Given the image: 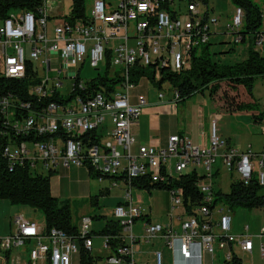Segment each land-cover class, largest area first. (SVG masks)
<instances>
[{
    "label": "built area",
    "instance_id": "1",
    "mask_svg": "<svg viewBox=\"0 0 264 264\" xmlns=\"http://www.w3.org/2000/svg\"><path fill=\"white\" fill-rule=\"evenodd\" d=\"M202 2L94 0L86 22L71 24L65 19L49 37L52 4L51 0H42L38 13L12 12L0 24V82L20 83L0 95V135L7 138L2 151L10 167L25 166L34 172L42 169L55 174L70 166H86L99 174L116 176L112 187L118 182L125 185L124 203L118 204L113 213L122 228L116 238H122L123 244L113 252L108 244L112 237H103L104 247L112 251L105 264H146L136 260V245L156 238L163 239L186 261L195 255L197 246L200 260L218 251L231 262L238 256L237 249L252 253L254 236L264 237V227L253 235L249 225L243 233H232L230 212L223 208L217 215L214 212L218 206L214 202L215 186L226 171L237 174L235 182L249 185L255 179L264 187V150L255 151L250 146L243 150L223 139L217 128L219 115L212 120L207 146L194 144L185 135L171 137L165 148L137 146L133 132L149 103L144 93L137 92L143 81L153 83L160 100H180L179 91L166 81L160 83L162 73L187 70L194 52L210 41L219 17ZM261 16L264 19V11ZM244 17V10L236 7L227 29L233 34L239 32ZM257 36L255 47L264 50V31ZM241 38L239 35L235 42ZM86 61L98 71L105 67V74L82 79L80 72ZM115 67L120 70L115 71ZM101 79L109 85L108 80L117 83L111 88H90L92 81ZM65 80L73 82L67 84ZM134 97L136 103L131 101ZM108 121L111 127L107 129ZM259 127L264 132V120ZM105 136L107 141L103 143ZM184 174L196 176L195 187L203 195V203L193 206L192 212L185 202L184 189L175 183ZM145 178L164 185L174 183L168 188L173 223L146 222L145 234L137 235L134 225L143 216V208L134 204L132 192L134 181ZM92 221L91 216H85L79 227L80 235L86 238L85 246L91 249L93 239L87 236ZM14 223L13 232L0 236V251L9 253L30 244L28 264H47L49 258L51 264H80L74 259L80 246L64 231H47L21 215L14 217ZM260 252L264 258V244ZM155 261L164 264L162 252L156 251ZM19 263L18 256L0 260V264Z\"/></svg>",
    "mask_w": 264,
    "mask_h": 264
},
{
    "label": "trees",
    "instance_id": "2",
    "mask_svg": "<svg viewBox=\"0 0 264 264\" xmlns=\"http://www.w3.org/2000/svg\"><path fill=\"white\" fill-rule=\"evenodd\" d=\"M85 1L72 0L71 12L65 17L69 23L74 24L78 20L87 21ZM203 1L207 2V0ZM232 1L235 7H241L245 12V29L235 33L241 35V41H246L247 35L251 37L247 59L235 64H221L211 57L207 46L209 41L203 45L204 47L202 46L203 48L201 47V51L200 48L194 52L190 68L182 72L165 71L162 73L163 77L160 83L166 81L171 86L170 88L173 87L172 89L179 91L181 95L179 102L189 100L197 94L208 92L214 103L222 109L218 111V115L221 116L226 112L233 114L236 111L250 112L255 123L259 124L261 120H264V112L260 111L259 106L253 100V90L256 79L259 77L264 78V55L255 49L256 38L261 32L263 22L262 10L254 0ZM41 6L42 0H0V19L3 22L15 11L38 13ZM6 82H0L2 85L0 86L2 87L0 88V95L20 84L18 81L12 80ZM109 83L111 85L105 82V79L95 80L90 83V88L98 90L102 85L111 88L116 81H109ZM241 89H243L242 95L247 96L244 100L242 99ZM0 128H2L1 124ZM6 140V136L0 135V201L6 199L13 205H27L41 210L44 214L47 231L52 228L62 230L79 244L80 264H96L101 257L94 255L92 249L85 246L86 238L80 235V225L73 220L71 200L60 199L52 193L51 177L54 173L42 174L25 166L11 168L2 151ZM89 171L94 179H100L101 177L116 178V176L99 174L92 167H89ZM176 180V185L184 189L185 202L186 204L188 202L189 210L192 212L193 206L203 203V195L195 187L197 178L194 174H184ZM172 184L174 185L173 182L169 185L152 182L149 178L134 181L136 188L148 191L153 189L168 190L169 187L173 186ZM262 188L255 182V179L249 185L234 181L229 192L215 191V202L223 201L229 205L231 210L236 208L264 209ZM86 202L98 205V196L95 195L83 201V203ZM91 217L92 219L99 218L97 215ZM121 230V226L115 219H107L104 228L96 234L100 237L111 236L112 238L108 241V244L111 246L112 251L116 252L117 245L123 244L122 238H116L121 234ZM93 237L91 231L87 238L93 239ZM231 263L242 264V260L236 256L231 262H226V264Z\"/></svg>",
    "mask_w": 264,
    "mask_h": 264
},
{
    "label": "crops",
    "instance_id": "3",
    "mask_svg": "<svg viewBox=\"0 0 264 264\" xmlns=\"http://www.w3.org/2000/svg\"><path fill=\"white\" fill-rule=\"evenodd\" d=\"M52 2L53 0H51L52 8L50 10L49 19H48V26H49L48 29L50 30L53 28L54 31L55 26L58 23L64 21L65 17L67 16L63 15L61 12H57L60 8L58 5L62 4L61 2L55 5ZM234 12H235V8H234ZM218 25L219 23L213 26L211 36L217 35L221 31L217 29ZM145 82L146 81H143V83H141V86L137 89V92H142L146 95V98L149 102L148 105L144 107L143 112L137 124L133 127V132L138 140L137 146L141 144H145V145H153L159 148H165L167 147L170 138L175 135H185L189 137V139L194 144L197 145H206V146L209 145L212 120L215 118L216 115H218V109H217L218 106L214 103V100L212 99V97L208 92L204 94H197L193 98L181 102L169 101L168 100L169 97L166 98L165 100H160L158 97V90L156 88H155L157 94L156 97L150 96L151 89L146 87V85L144 84ZM131 101L133 103H136L137 99L134 97L132 98ZM240 114H244L246 116L247 121H249L250 125L254 124L255 121L250 112L237 113V115ZM226 116H227L226 114H223L221 116L219 115L218 120L221 118L220 119L221 121L223 118H226ZM110 127H111V122L108 121L106 123L105 128L108 129ZM222 138L228 140L231 145H236L232 143L231 138H224V137ZM249 146L253 149L252 144H250ZM242 149L246 150L247 148L245 149L242 148ZM58 174L59 175L57 176L56 184L54 185V183L51 180V186H52L53 195L60 199H69L72 202L73 199L77 198V199H83L82 200L83 202L84 200H88L93 195H95V190L99 186L97 181H95V179L90 174L89 168L86 166L84 167L72 166L69 169L60 170ZM109 180L110 182H112L113 178H109ZM120 183L122 186H120ZM111 187H112L111 183L110 186H106V188L108 189L107 192L110 191ZM114 187H119L121 188L122 191V194L120 195L121 200L119 201L118 204L124 203V194H125L124 183L118 182V184ZM135 189L146 190L138 187L137 188L135 187ZM133 192H132V199H133ZM167 192L169 196L166 197V211H165L166 213L164 214V216H166L167 221L165 222L153 221L152 208H145L144 206H142V204H137L140 205L141 208H143V216L139 218L134 225V232L137 235L145 234L146 222L162 223V224L173 223L172 219H170L169 217V210L171 208L172 198L170 192L168 190ZM148 193L151 194V199H153V201L159 195L157 193L152 194V191H148ZM29 207L27 205H19V206H12L11 208L13 209V212L17 213L18 215H21L26 219L35 221L34 217L37 215V209L29 208ZM85 216H89V215L84 214L82 217H80L79 221L77 222L78 225H80L82 218H84ZM98 217L99 218L97 220L93 219L91 226V231L94 236L92 253L94 255L101 257V259L98 262L105 264V260L112 254V251L104 247V238L98 236L96 233L104 228L107 219H114V217L112 216L111 218H109L104 215H98ZM102 219H104V222L101 226L93 227L94 221H101ZM233 221L234 220L232 218V233H236V232L243 233L245 231V226H244V231L242 232L243 228L241 226L238 228L237 225H235L233 228ZM94 224H98V222ZM44 226H45V220H44ZM176 227L178 228V226ZM15 228H16L15 223L13 224V222H10V232L6 235H0V236L4 237L9 235L11 232L15 230ZM259 231L260 228L259 230L251 231V227L249 226V232L251 234L256 235L259 233ZM263 239L264 237L262 238H258L257 236L253 237L254 249L252 253H246L243 251L241 252L240 250L237 249L236 251L240 259L242 260V257L244 256L249 261H251L252 264H259L260 260L263 259L260 252V245L264 244ZM136 246H137V252L135 254L136 260L138 262H144L146 264H156L155 261L156 251H160L163 253L164 264H215V260H216V254L213 256H211L210 254H205L203 260H200V253L197 251L198 248L196 246L195 247L196 251L194 252L195 255L191 259L186 261L181 257L179 252L174 253L170 249V247L167 246L165 241L161 238H156L148 242L140 241L137 243ZM2 253L4 252L0 251V260L4 258V255ZM5 254H6L5 258L18 256L20 257L19 264H28V254L23 250L22 247L14 249L11 252ZM241 254L242 256H240ZM25 256H27V260L23 258ZM74 259L78 261L79 256H75Z\"/></svg>",
    "mask_w": 264,
    "mask_h": 264
},
{
    "label": "rangeland",
    "instance_id": "4",
    "mask_svg": "<svg viewBox=\"0 0 264 264\" xmlns=\"http://www.w3.org/2000/svg\"><path fill=\"white\" fill-rule=\"evenodd\" d=\"M261 8L262 12L264 11V0H254ZM60 8L57 12H61L63 15L68 16L72 9V0H53V4H58ZM94 0H86L85 1V8L86 14L88 17H91V11L93 6ZM203 7L207 5L209 9H211L216 16L219 17V25L217 29L221 30L219 34L212 35L210 38V42L207 45L208 50L210 52L211 57L213 60L221 63V64H235L237 62H241L248 57L249 48L251 37L247 35L246 41H240L239 43L235 42V39L239 37V34H233L232 32L228 31L227 24L231 22L232 16L234 14L235 4L232 0H209L206 3L202 2ZM17 12V11H15ZM262 26L261 31H264V19H262ZM2 20L0 19V24ZM49 27V26H48ZM241 29H245L244 23L241 26ZM53 28L49 30V37H53ZM204 47V46H203ZM202 47V48H203ZM200 49V51L202 50ZM256 50H260L261 54L264 55L263 47H255ZM247 54V55H246ZM115 71H119V67L114 68ZM99 73L101 76L105 74V67H103L100 71L95 70L90 67L89 62L86 61V64L83 66L80 72V77L84 80L95 79L98 77ZM111 75L114 76L115 74L111 72ZM74 76V75H72ZM110 81V80H109ZM67 84H72L73 80H65ZM146 87L150 88L151 97H156V89L153 83L149 84L147 82L144 83ZM167 86V84H166ZM254 98L253 100L259 106L261 112H264V78L259 77L255 81L254 85ZM226 93V92H225ZM243 93V89H241V95ZM246 95H242V99L246 98ZM218 111H221L219 107L217 108ZM226 112V111H224ZM239 111H236L234 114L225 113L227 116L223 118L221 121L220 119L217 122L218 133L224 138H231L233 144L240 145L242 148H248L250 144L253 145V150L255 151H262L264 150V132L261 131L259 124L255 123L250 125L249 121L244 114L237 115ZM107 141V138H103V143ZM199 170L202 172L201 168ZM39 173L48 174L47 171L42 169H38ZM59 173V172H58ZM58 173L53 174L51 177L52 182L54 185L57 181ZM237 178V174L233 172L226 171L223 175L220 176V179L217 180L216 183V190L222 192H229L231 184ZM99 186L95 190V195L98 196V205H91L90 203H83V199H73L72 200V213H73V220L78 222L79 218L82 217L84 214L89 216H98L104 215L109 218L113 216V210L118 205L120 199V195L122 194L121 188L119 187H111L110 191L107 192L106 186H110L109 178H102V181L95 179ZM120 186L121 183H120ZM133 201L134 204H142L145 208H152V218L153 221H167L166 216V197L169 196L167 190H160V189H153L152 194H159L153 201L151 199V194L148 193L146 190L140 189H133ZM169 191V190H168ZM261 193L264 194V187L261 189ZM93 195V196H95ZM216 196V194H215ZM74 201V202H73ZM215 202V198H214ZM12 206H19L13 205L8 200L2 199L0 201V235H6L10 232V222L14 224V217L18 214L13 212ZM140 206V205H138ZM29 207V206H28ZM33 208V207H29ZM228 210L233 218V228L235 225L239 228L240 226L243 228L242 232L244 231V226L249 225L251 227V231L260 230L264 227V209L263 208H255V209H247V208H236L231 210L229 205L223 201H218V206L214 210L215 214L217 215V211L220 209ZM97 218V217H96ZM94 220H97V219ZM34 220L39 225H44V214L41 210L37 209V215L34 217ZM137 221V220H136ZM135 221V223H136ZM98 224H94L97 223ZM104 219L101 221H94L93 227H99L103 224ZM178 222L175 221V225L178 226ZM239 233V232H236ZM264 243V239H263ZM30 244L25 245L23 250L28 254V248H30ZM5 256V253H2ZM242 256V254L240 255ZM240 258L239 256H237ZM27 260V256L23 257ZM263 258V257H262ZM264 259V258H263ZM261 259L259 264H264V260ZM243 264H252L244 256L242 257ZM96 264H103V263H96ZM215 264H226V261L223 257L222 252H216V260ZM232 264V263H231Z\"/></svg>",
    "mask_w": 264,
    "mask_h": 264
},
{
    "label": "bare ground",
    "instance_id": "5",
    "mask_svg": "<svg viewBox=\"0 0 264 264\" xmlns=\"http://www.w3.org/2000/svg\"><path fill=\"white\" fill-rule=\"evenodd\" d=\"M116 83H117V81H116ZM177 102H179V101H177ZM70 167H72V166H70ZM75 167H78V166H75ZM80 167H84V166H80ZM69 169V168H68ZM96 172V171H95ZM98 173V172H97ZM98 180H100V179H98ZM230 215V214H229ZM231 216V215H230ZM42 226H44V225H42ZM230 226H231V232H232V216H231V219H230ZM47 264H51V258H49L48 260H47Z\"/></svg>",
    "mask_w": 264,
    "mask_h": 264
}]
</instances>
